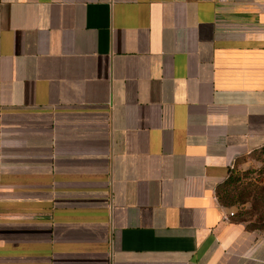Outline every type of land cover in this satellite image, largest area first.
<instances>
[{"label":"crops","instance_id":"0c3cea01","mask_svg":"<svg viewBox=\"0 0 264 264\" xmlns=\"http://www.w3.org/2000/svg\"><path fill=\"white\" fill-rule=\"evenodd\" d=\"M262 147L264 0H0V264H264Z\"/></svg>","mask_w":264,"mask_h":264},{"label":"trees","instance_id":"16d2710c","mask_svg":"<svg viewBox=\"0 0 264 264\" xmlns=\"http://www.w3.org/2000/svg\"><path fill=\"white\" fill-rule=\"evenodd\" d=\"M257 152H264V147H262ZM256 152V153H257ZM231 172V170L229 171ZM259 185L254 186V192L246 190L245 192H238L234 194L237 189L236 183L232 178L231 174L222 182L216 189V197L220 205L224 207L232 206L234 203H250L253 209V214L255 215V221L248 219V212H238L236 215L232 216L236 221L241 222L249 230L258 229L257 223L264 225V182H258ZM252 203L250 202V199ZM251 216V215H250Z\"/></svg>","mask_w":264,"mask_h":264},{"label":"rangeland","instance_id":"374dc122","mask_svg":"<svg viewBox=\"0 0 264 264\" xmlns=\"http://www.w3.org/2000/svg\"><path fill=\"white\" fill-rule=\"evenodd\" d=\"M254 160V163L244 170L233 168L231 169V172H229L237 186V189L234 191V194L238 192L242 193L246 190L251 191L253 193L254 186L259 185L258 182H264V152L255 153ZM249 200L252 203L251 198ZM251 207V204L248 202L244 204L234 203L228 208H231L236 215L238 212L245 211H247L248 214H253V209ZM252 214L248 215V219L255 221L256 216ZM257 227L258 229L264 230V225H260L259 223H257Z\"/></svg>","mask_w":264,"mask_h":264},{"label":"built area","instance_id":"2783aa9c","mask_svg":"<svg viewBox=\"0 0 264 264\" xmlns=\"http://www.w3.org/2000/svg\"><path fill=\"white\" fill-rule=\"evenodd\" d=\"M234 215V211L230 208L227 209V213H225V218L232 217Z\"/></svg>","mask_w":264,"mask_h":264}]
</instances>
